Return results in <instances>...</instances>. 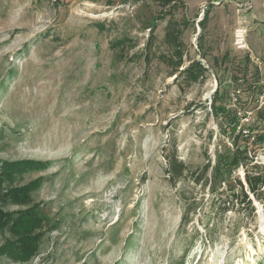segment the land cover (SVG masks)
<instances>
[{"label":"rangeland","instance_id":"rangeland-1","mask_svg":"<svg viewBox=\"0 0 264 264\" xmlns=\"http://www.w3.org/2000/svg\"><path fill=\"white\" fill-rule=\"evenodd\" d=\"M169 20L200 83L163 62ZM240 134L243 181L264 172V0H0V248L37 241L0 264H264V187L223 211L226 186L193 182Z\"/></svg>","mask_w":264,"mask_h":264},{"label":"trees","instance_id":"trees-1","mask_svg":"<svg viewBox=\"0 0 264 264\" xmlns=\"http://www.w3.org/2000/svg\"><path fill=\"white\" fill-rule=\"evenodd\" d=\"M161 7H169L176 4L177 0H156ZM208 14V13H207ZM205 15L203 19L200 21V25L202 29H205L206 23L208 22V15ZM161 18V17H160ZM179 25L172 20H169L166 23L164 28V37L163 42L170 49V56L168 60L164 59L163 62L171 68V75H179L183 79L182 81L185 84L193 85L200 83L203 80L204 74L206 72L205 67L201 64L200 61H191L187 66L182 68L183 65V53H182V43H181V30L178 27ZM152 33L154 31V27L148 28ZM152 34L150 35V37ZM152 38V37H151ZM123 44V41H116L113 45L118 46ZM182 68V69H181ZM215 113L218 115L219 113L225 114V110L223 107L216 106V100H214L213 106ZM257 116H261V113H258ZM250 131H254L255 128L253 126L248 127ZM236 129V123L232 128V132ZM241 131L239 129L238 133ZM241 134L234 135L232 137V147L233 152L230 154L225 152L223 155H218L214 161V164L210 166V163H206L200 169L197 175L194 176L193 182L198 184L203 180L204 185L208 184V187L211 189V192L215 194V190L218 186L224 185L225 198L220 196L217 202L222 204L223 211L229 210V205L237 204L242 208H247L250 206L249 197H253L255 199H260L263 194L264 187V172L259 171L258 169H254L253 171H244L243 181L239 178L235 177L232 179L231 172L234 167H237L242 162L243 155L238 151V143L240 142ZM250 136H247V138ZM252 137V136H251ZM17 166L29 167L31 163L23 162L17 163ZM253 168H257L256 166ZM187 171V168L183 165V163L173 159L168 161V172L169 180L177 181L182 178L184 172ZM17 172V171H16ZM209 175V178L207 177ZM217 198V197H216ZM218 210H221L218 207ZM190 209L187 207L185 209L180 222L182 224L188 221ZM34 218L29 213H22L17 218H13L11 222V226L18 227L22 230V232H29L36 228L37 224L33 222ZM27 240L26 246L23 244L24 241ZM16 242H20V245H15L12 242L6 243L3 247L0 248V256L9 255L13 259H25L28 258L31 250L29 248H33L36 245V240L31 239H18ZM29 250V251H28Z\"/></svg>","mask_w":264,"mask_h":264}]
</instances>
